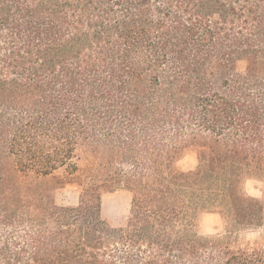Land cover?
<instances>
[{
    "label": "trees",
    "instance_id": "16d2710c",
    "mask_svg": "<svg viewBox=\"0 0 264 264\" xmlns=\"http://www.w3.org/2000/svg\"><path fill=\"white\" fill-rule=\"evenodd\" d=\"M250 179L264 0H0V264H264V232L238 236L264 229ZM116 191L122 226L102 216ZM201 212L226 233L201 235Z\"/></svg>",
    "mask_w": 264,
    "mask_h": 264
},
{
    "label": "rangeland",
    "instance_id": "374dc122",
    "mask_svg": "<svg viewBox=\"0 0 264 264\" xmlns=\"http://www.w3.org/2000/svg\"><path fill=\"white\" fill-rule=\"evenodd\" d=\"M245 63L238 64V70L243 71ZM198 160L195 151L187 152L177 163L180 171H190L197 167ZM245 190L249 195L251 193H260V196H254L264 201V179H250L246 182ZM80 188L77 185H67L58 189L56 193L57 203L60 205H76L79 199ZM131 203V195L125 191H116L113 193H105L103 195V218L113 226H122L126 223ZM203 216L211 218V232L209 234H201L200 221ZM197 229L201 235L218 237L226 233L225 223L222 217L216 213L201 212L197 219ZM248 232H242L239 236V242L243 244L254 243L259 239L249 241L247 239Z\"/></svg>",
    "mask_w": 264,
    "mask_h": 264
},
{
    "label": "clouds",
    "instance_id": "9594fccd",
    "mask_svg": "<svg viewBox=\"0 0 264 264\" xmlns=\"http://www.w3.org/2000/svg\"><path fill=\"white\" fill-rule=\"evenodd\" d=\"M254 196H260V193H251ZM211 218L207 216H203L200 221V230L201 234H209L211 232ZM260 232H264V229H260L258 231H249L247 235V239L249 241L254 240L259 237Z\"/></svg>",
    "mask_w": 264,
    "mask_h": 264
}]
</instances>
